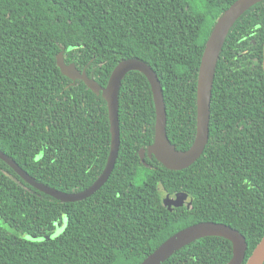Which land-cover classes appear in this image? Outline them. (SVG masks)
<instances>
[{
	"label": "trees",
	"instance_id": "16d2710c",
	"mask_svg": "<svg viewBox=\"0 0 264 264\" xmlns=\"http://www.w3.org/2000/svg\"><path fill=\"white\" fill-rule=\"evenodd\" d=\"M195 1L201 5L0 0V150L62 192H81L102 174L111 147L107 103L61 73L56 58L62 51L68 64L102 87L122 61L149 65L163 89L168 138L177 150L190 149L205 45L237 0ZM263 49L264 2L226 40L213 85L209 142L187 169L169 170L147 152L142 158L154 142L156 113L150 84L137 71L120 89L114 171L92 197L57 201L0 160V264H141L173 235L202 222L241 233L246 264L264 236ZM179 193L188 195L191 208L169 211L164 195ZM57 225L63 232L48 239ZM232 256L231 242L207 237L163 264H228Z\"/></svg>",
	"mask_w": 264,
	"mask_h": 264
},
{
	"label": "water",
	"instance_id": "95a60500",
	"mask_svg": "<svg viewBox=\"0 0 264 264\" xmlns=\"http://www.w3.org/2000/svg\"><path fill=\"white\" fill-rule=\"evenodd\" d=\"M263 2L264 0H237L214 24L205 45L198 75L196 94V136L194 143L187 151L177 150L168 138L167 111L163 97V89L158 76L149 65L138 59L122 61L112 71L107 85L102 87L94 78L88 76L86 70L81 72L74 63L68 64L65 61L62 51L56 58L61 73L74 83L76 81L84 82L91 91L97 96H101L107 103L110 121L111 147L107 164L102 174L89 188L78 193H67L38 182L1 150L0 160L6 163L24 183L57 201L62 203H75L92 197L108 182L114 171L121 143L119 120L120 89L125 76L130 72L137 71L142 73L150 84L156 113L154 142L146 150H142V158L145 156V152H147L149 157H155L158 162L169 170L181 171L189 168L201 158L209 142L212 91L218 61L226 40L234 26L252 8ZM9 176L17 184L22 185L18 179L11 175ZM163 204L169 211H173L179 207L191 208L192 201L188 198V195L184 193L167 194L163 198ZM207 237H220L232 243L233 256L228 264L244 263L248 245L246 238L241 233L224 224L202 222L185 228L173 235L141 264H163L184 247ZM246 264H264V236Z\"/></svg>",
	"mask_w": 264,
	"mask_h": 264
},
{
	"label": "rangeland",
	"instance_id": "374dc122",
	"mask_svg": "<svg viewBox=\"0 0 264 264\" xmlns=\"http://www.w3.org/2000/svg\"><path fill=\"white\" fill-rule=\"evenodd\" d=\"M190 3H191V1H192V3L193 4H197L198 6H200L201 5V3L200 2H196L195 0H188ZM138 183L139 184H141L142 183V180L141 179H138ZM164 196H166V195H164ZM66 223V222H65ZM63 227H64V225L62 226V227H60L59 225H57V230H56V232H55V234L54 235H52L51 237H49L48 239H52V238H55L56 236H58V235H60L62 232H63ZM28 239L29 240H33V241H46V240H48L46 237H43V238H38V237H28Z\"/></svg>",
	"mask_w": 264,
	"mask_h": 264
}]
</instances>
